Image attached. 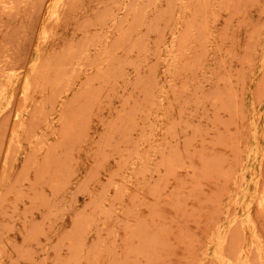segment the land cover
Here are the masks:
<instances>
[{
  "label": "rangeland",
  "instance_id": "374dc122",
  "mask_svg": "<svg viewBox=\"0 0 264 264\" xmlns=\"http://www.w3.org/2000/svg\"><path fill=\"white\" fill-rule=\"evenodd\" d=\"M0 4V264H264V0Z\"/></svg>",
  "mask_w": 264,
  "mask_h": 264
},
{
  "label": "bare ground",
  "instance_id": "6f19581e",
  "mask_svg": "<svg viewBox=\"0 0 264 264\" xmlns=\"http://www.w3.org/2000/svg\"><path fill=\"white\" fill-rule=\"evenodd\" d=\"M5 2V1H4ZM17 2H19V1H17ZM40 2H41V0H40ZM64 2V1H63ZM28 3V2H27ZM26 3V4H27ZM39 3V2H38ZM60 3V2H59ZM36 4V3H35ZM62 4V3H61ZM1 5V4H0ZM3 7V6H2ZM27 7V6H26ZM59 7V6H58ZM1 8V7H0ZM32 11V10H31ZM60 15V14H59ZM53 22V21H52ZM1 31V30H0ZM39 44V43H38ZM8 58V57H7ZM9 62V61H8ZM46 76V75H45ZM2 82V81H1ZM0 85H1V83H0ZM30 85V84H29ZM31 88V87H30Z\"/></svg>",
  "mask_w": 264,
  "mask_h": 264
}]
</instances>
